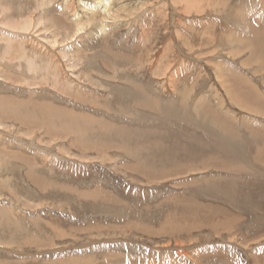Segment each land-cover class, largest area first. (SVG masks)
<instances>
[{"label": "rangeland", "instance_id": "rangeland-1", "mask_svg": "<svg viewBox=\"0 0 264 264\" xmlns=\"http://www.w3.org/2000/svg\"><path fill=\"white\" fill-rule=\"evenodd\" d=\"M0 212V264H264V0H0Z\"/></svg>", "mask_w": 264, "mask_h": 264}, {"label": "bare ground", "instance_id": "bare-ground-1", "mask_svg": "<svg viewBox=\"0 0 264 264\" xmlns=\"http://www.w3.org/2000/svg\"><path fill=\"white\" fill-rule=\"evenodd\" d=\"M244 41V40H243ZM238 98H240V97H238ZM213 128V127H212ZM227 139V138H226ZM224 140V139H223ZM235 144V143H234ZM8 221V218H7V216L4 214V213H2V212H0V226H1V222L2 223H4V221ZM6 221V222H7Z\"/></svg>", "mask_w": 264, "mask_h": 264}]
</instances>
